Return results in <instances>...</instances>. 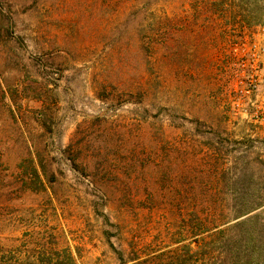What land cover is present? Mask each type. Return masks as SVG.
I'll return each mask as SVG.
<instances>
[{
	"label": "rangeland",
	"instance_id": "obj_1",
	"mask_svg": "<svg viewBox=\"0 0 264 264\" xmlns=\"http://www.w3.org/2000/svg\"><path fill=\"white\" fill-rule=\"evenodd\" d=\"M212 1L0 0L6 246L264 264V133L227 110L233 43L264 24Z\"/></svg>",
	"mask_w": 264,
	"mask_h": 264
},
{
	"label": "built area",
	"instance_id": "obj_2",
	"mask_svg": "<svg viewBox=\"0 0 264 264\" xmlns=\"http://www.w3.org/2000/svg\"><path fill=\"white\" fill-rule=\"evenodd\" d=\"M234 82L227 110L264 133V26H256L240 36L232 46Z\"/></svg>",
	"mask_w": 264,
	"mask_h": 264
},
{
	"label": "trees",
	"instance_id": "obj_3",
	"mask_svg": "<svg viewBox=\"0 0 264 264\" xmlns=\"http://www.w3.org/2000/svg\"><path fill=\"white\" fill-rule=\"evenodd\" d=\"M234 1L238 2L237 9L242 8V11L248 15V23L264 24V0H222V5L225 6L224 10L235 11L236 8L233 4ZM217 0L211 2V5H215ZM248 211V209H247ZM244 210H237L232 212L231 217H237L244 214ZM28 240L19 246H6L0 239V264H57L56 252L50 246L49 242H39L35 245V240L38 233L31 231L27 234ZM1 238V236H0ZM32 238V241L30 240ZM35 238V239H34ZM30 240V242H28ZM63 256L67 255L63 250ZM69 261H73L70 254H68Z\"/></svg>",
	"mask_w": 264,
	"mask_h": 264
}]
</instances>
